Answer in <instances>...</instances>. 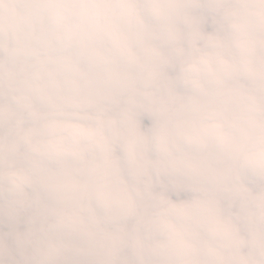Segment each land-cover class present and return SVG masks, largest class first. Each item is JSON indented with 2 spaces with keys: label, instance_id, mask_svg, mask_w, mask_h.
Masks as SVG:
<instances>
[{
  "label": "clouds",
  "instance_id": "9594fccd",
  "mask_svg": "<svg viewBox=\"0 0 264 264\" xmlns=\"http://www.w3.org/2000/svg\"><path fill=\"white\" fill-rule=\"evenodd\" d=\"M0 264H264V0H0Z\"/></svg>",
  "mask_w": 264,
  "mask_h": 264
}]
</instances>
